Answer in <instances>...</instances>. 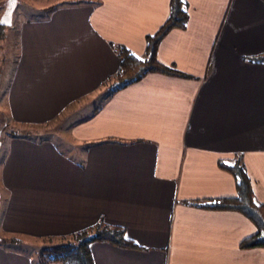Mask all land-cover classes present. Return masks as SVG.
Wrapping results in <instances>:
<instances>
[{
	"label": "crops",
	"instance_id": "crops-1",
	"mask_svg": "<svg viewBox=\"0 0 264 264\" xmlns=\"http://www.w3.org/2000/svg\"><path fill=\"white\" fill-rule=\"evenodd\" d=\"M186 2L185 27L168 29L155 57L192 78L150 71L109 97L100 83L119 59L107 42L143 54L168 0H66L15 21L1 109L18 129L0 138L2 236L66 234L102 217L141 246L91 240L93 264H264V246L237 245L255 230L243 213L182 202L235 195L216 161L239 151L264 203V63L245 59L264 55V4ZM92 94L65 135L53 133L67 154L46 128H21ZM20 250L0 243V264H31Z\"/></svg>",
	"mask_w": 264,
	"mask_h": 264
},
{
	"label": "trees",
	"instance_id": "trees-1",
	"mask_svg": "<svg viewBox=\"0 0 264 264\" xmlns=\"http://www.w3.org/2000/svg\"><path fill=\"white\" fill-rule=\"evenodd\" d=\"M65 2L66 0H57V2H53L45 7L43 11L49 8H56ZM261 2L264 4V0H261ZM186 3V0H168L167 16H165L162 23L152 33L144 35V51L141 55H137L133 51L131 52L127 46L121 43L107 42V45L111 47L119 61L114 72L100 83L104 86L103 93L106 97H109L112 92L118 91L128 84H132L133 81L143 78L150 71L160 72L168 76L175 75L179 78H192L188 73L179 71L172 65L165 66L164 63H161L155 57L157 43L168 33V29L185 27L188 16ZM2 28L3 25H0V33ZM245 59L252 62L260 61L264 63V55L262 54L246 56ZM6 123L5 120L1 122L2 126L6 125ZM2 126L0 125V131H2ZM216 164H218L219 168L226 169L232 175L235 195L214 196L211 198L200 197L198 199L187 198L182 200V202L194 205L195 207H206V209L228 208L240 211L254 224L255 230L249 233V235L243 236L237 245L243 248L251 245L264 246V203L254 197L253 189L249 183L250 178L245 173V166L241 161V152L235 151L231 159L221 157L217 159ZM19 238V235L4 237L0 234V243H7V241L19 243ZM37 238H41L42 240L52 239L53 242H43L42 246L37 247L31 254L25 252L27 257L30 258L31 264H46L49 261H58L60 264H93V259L88 251V245L91 240H106L112 244L123 245V247L127 248H139L141 246L135 240L126 236L125 228L121 224L110 223L102 219V217L97 218L91 224L80 226L78 229L71 230L66 234H43L37 236Z\"/></svg>",
	"mask_w": 264,
	"mask_h": 264
},
{
	"label": "rangeland",
	"instance_id": "rangeland-1",
	"mask_svg": "<svg viewBox=\"0 0 264 264\" xmlns=\"http://www.w3.org/2000/svg\"><path fill=\"white\" fill-rule=\"evenodd\" d=\"M5 1L6 0H0V14L6 5ZM14 2H15L14 8L11 10V13H10L11 15L10 23L12 22V24H14V28L11 29L9 27L3 26L1 33H0V125L2 126L1 124L2 120H5L7 122L6 125L2 126V131H0V137H1V134L5 130L8 129V127L13 130L18 129L16 127L17 125L12 124L9 121V119H7L8 117L2 111L3 109H1L3 108L2 105H4V101H5L4 100V94L6 90L5 82L7 80V76H9L8 73H9V70H11L13 59L15 58L17 54V51H16L17 42L15 39V34L17 33V27H16L15 21H19L22 18L34 19L40 16L44 17L47 14L45 11L41 10L42 9L41 6L43 7V5L38 0H14ZM103 89H104V86L101 85L99 89L101 91L99 90L97 91L102 93ZM96 94L98 95V93ZM92 99L94 100L93 94L89 95L87 98L77 100L76 102H74V104H70V105L68 104L62 109L61 113L51 117L50 120L48 121L44 120L42 122H39L36 125L25 124V125H22L23 127L21 126L20 127L21 128H26V127L33 128L37 132L41 128H44V129L46 128V130H48V132L52 134L50 137L54 139L53 140L54 144L58 146L59 149L63 153L67 154V152L70 151V146H67L64 142L61 141L58 135H55L53 133H55V130L57 129L58 133L65 135L64 128L69 122L70 123L72 122L71 120H73L74 116L73 117L71 116L74 114L73 111H75V108H77L80 104L83 105V104H86V102L92 101ZM31 135L33 134L31 133ZM0 234L2 235V233ZM18 235L20 236L19 243H13L11 241H7V243H5V246L8 245V246L14 247V249H18V250L21 249L20 251L31 254V252L35 250L37 247L42 246L43 242L45 241L50 242V243L53 242L52 239L42 240L41 238H37V236H33V235L31 236H27L25 234H21V235L18 234Z\"/></svg>",
	"mask_w": 264,
	"mask_h": 264
},
{
	"label": "water",
	"instance_id": "water-1",
	"mask_svg": "<svg viewBox=\"0 0 264 264\" xmlns=\"http://www.w3.org/2000/svg\"><path fill=\"white\" fill-rule=\"evenodd\" d=\"M5 3L6 5L0 14V25L9 27L11 21L10 13L11 10L14 8L15 2L14 0H6Z\"/></svg>",
	"mask_w": 264,
	"mask_h": 264
},
{
	"label": "snow or ice",
	"instance_id": "snow-or-ice-1",
	"mask_svg": "<svg viewBox=\"0 0 264 264\" xmlns=\"http://www.w3.org/2000/svg\"><path fill=\"white\" fill-rule=\"evenodd\" d=\"M134 55V54H133Z\"/></svg>",
	"mask_w": 264,
	"mask_h": 264
}]
</instances>
